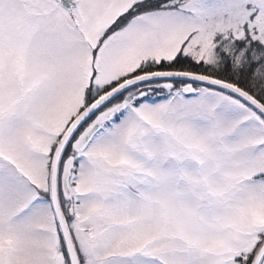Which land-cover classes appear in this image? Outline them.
Wrapping results in <instances>:
<instances>
[{"label":"snow or ice","instance_id":"snow-or-ice-1","mask_svg":"<svg viewBox=\"0 0 264 264\" xmlns=\"http://www.w3.org/2000/svg\"><path fill=\"white\" fill-rule=\"evenodd\" d=\"M0 264H264V0H0Z\"/></svg>","mask_w":264,"mask_h":264}]
</instances>
